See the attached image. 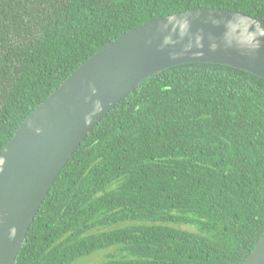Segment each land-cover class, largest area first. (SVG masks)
Masks as SVG:
<instances>
[{
	"label": "trees",
	"instance_id": "1",
	"mask_svg": "<svg viewBox=\"0 0 264 264\" xmlns=\"http://www.w3.org/2000/svg\"><path fill=\"white\" fill-rule=\"evenodd\" d=\"M264 0H0V152L99 48L146 21ZM264 234V78L188 62L143 79L89 131L13 264H242ZM105 251V252H104Z\"/></svg>",
	"mask_w": 264,
	"mask_h": 264
},
{
	"label": "water",
	"instance_id": "2",
	"mask_svg": "<svg viewBox=\"0 0 264 264\" xmlns=\"http://www.w3.org/2000/svg\"><path fill=\"white\" fill-rule=\"evenodd\" d=\"M188 62L264 78V19L206 7L130 28L80 64L0 152V264H13L46 193L100 119L143 79ZM242 264H264V234Z\"/></svg>",
	"mask_w": 264,
	"mask_h": 264
},
{
	"label": "rangeland",
	"instance_id": "3",
	"mask_svg": "<svg viewBox=\"0 0 264 264\" xmlns=\"http://www.w3.org/2000/svg\"><path fill=\"white\" fill-rule=\"evenodd\" d=\"M103 255V252L98 251L87 256L80 257L71 264H97L104 260Z\"/></svg>",
	"mask_w": 264,
	"mask_h": 264
}]
</instances>
